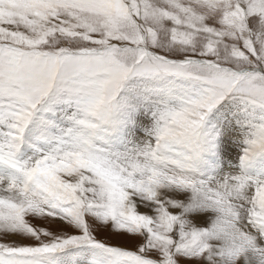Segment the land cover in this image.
<instances>
[{"label":"snow or ice","instance_id":"snow-or-ice-1","mask_svg":"<svg viewBox=\"0 0 264 264\" xmlns=\"http://www.w3.org/2000/svg\"><path fill=\"white\" fill-rule=\"evenodd\" d=\"M0 264H264V0H0Z\"/></svg>","mask_w":264,"mask_h":264}]
</instances>
